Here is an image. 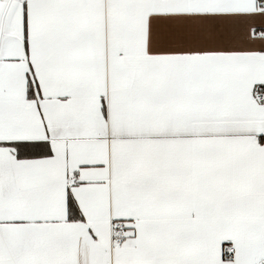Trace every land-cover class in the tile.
<instances>
[{
	"label": "snow or ice",
	"instance_id": "snow-or-ice-1",
	"mask_svg": "<svg viewBox=\"0 0 264 264\" xmlns=\"http://www.w3.org/2000/svg\"><path fill=\"white\" fill-rule=\"evenodd\" d=\"M0 264H264V0H0Z\"/></svg>",
	"mask_w": 264,
	"mask_h": 264
}]
</instances>
